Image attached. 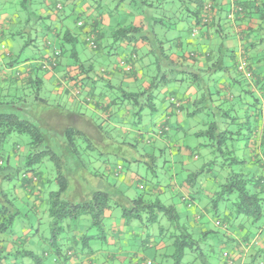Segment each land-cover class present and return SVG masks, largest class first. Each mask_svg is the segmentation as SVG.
<instances>
[{
  "label": "trees",
  "instance_id": "16d2710c",
  "mask_svg": "<svg viewBox=\"0 0 264 264\" xmlns=\"http://www.w3.org/2000/svg\"><path fill=\"white\" fill-rule=\"evenodd\" d=\"M125 1L118 0V4ZM220 1L155 0L148 2V6L153 10L159 7L164 11L162 16L153 17L151 37L154 41L151 38V51L148 55L154 58L155 55L160 54L167 64L164 61L160 65L162 59H152L151 65L157 69L158 73L153 77L150 87L141 92H130L123 86L113 88L109 85L110 107L119 110L124 108L126 103H130L139 107L135 109L136 111L133 109L131 116L136 118L142 116L144 108L156 114L158 107L156 96L163 87L172 85V82L185 81L200 86L202 79L204 80L203 74L226 72V69H216L218 61L210 64L208 68L200 66L194 68L193 65L198 64L200 58L211 62L208 58L213 57L214 52L211 50L207 57L199 55L197 50L190 48L188 41L190 38L192 40L205 38V34L206 37L213 35L216 38H223L221 31L216 28L225 25L229 21L228 16L235 21L245 14L246 18L257 17L261 22V28L257 33L262 32L264 35V0H248L243 3L240 0H227V5ZM134 2L136 3L135 0ZM173 2L179 3V10L186 11L181 19L177 17L178 13H173L171 9ZM163 4L170 6L168 11L162 8ZM252 5L256 6L254 10L257 8L258 11H251ZM63 7L59 5L60 14L63 13ZM224 9H227L225 18L215 20L218 13L224 15ZM170 12L173 13L172 17L169 15ZM251 12L257 13L252 16ZM31 14L37 22L31 24L28 31L15 30L14 36L23 38L25 33L30 34L32 30L37 32L38 25L47 24V17L37 15L36 10H32ZM84 22L85 20L77 19L76 25L83 29ZM155 25H159L162 31L155 28ZM178 27L186 32L187 37L178 30ZM142 32L143 29L133 26L122 28L115 33L114 40L118 42L127 38L131 43ZM71 36V33L62 35L58 48L52 47V57L40 63V70L53 72L59 67L63 50L69 49L68 47L73 48L67 43ZM144 39L145 37L142 38ZM30 43L36 44L38 41L31 38L26 46ZM86 43L93 51L98 49L92 37H87ZM51 44L46 42L48 46ZM91 44H95V47ZM177 44L185 46L182 52L186 57L185 61L191 65L182 64L184 67L182 68L172 64L170 52L177 48ZM222 51L219 47L217 53L222 55ZM225 52L228 53L225 56L228 57L229 62L234 64L236 58L234 51ZM138 64H141L140 56L137 55L135 48L131 49L128 67L123 73L132 74ZM163 64L168 67L166 70L168 76L166 73L160 76ZM79 66L82 67V65ZM226 68L230 70L228 66ZM174 69L177 72L176 79L169 77ZM101 73L108 75L106 71ZM238 73L246 76V72L244 74L243 71L238 70ZM255 82L256 85L261 86L259 95L250 89H244L240 93L228 92V89L218 90L216 96L221 94L219 92L226 94L220 95L221 98L224 97L221 107L216 109L206 106L203 109L206 112L203 119L206 130L204 131V128L199 131L196 137L210 141L209 146L213 148L215 160L206 164L198 172L191 173L188 182L191 187L196 178L203 174L205 176L210 174L213 167H216L218 173L216 178H213V187L208 195L207 204H210L208 210L215 215L214 222L219 229L231 234L230 240L233 241L232 235H237L241 243L246 242L253 246L255 252L250 257L249 264H264V80L256 79ZM215 83L217 86V81ZM41 85L40 80L32 87L23 89L19 97L3 95L2 92L0 94V264H30L28 260L32 259L36 261H34L35 264H42L44 259L40 260L36 254L37 251L23 249L38 234V237H41V241L38 242L42 249L40 256H43L50 264H73V262L82 264L84 257L88 260L91 258L89 261H92V258L97 255L106 261L105 264H115L114 259L107 263L108 254L100 253L101 248L104 247L99 248L95 244L98 242L106 244L109 241L111 231L107 233V230H112L111 226L117 225V219L120 220V218L125 222L124 228L131 227L135 222L149 234L154 229L150 228L151 225H159V237L161 240H166L169 252V255H165L162 260L163 262L169 259L173 260L174 264H181L186 252L189 251L191 254H196L195 257L202 264H209L207 255L201 248V241L195 239L193 228L175 206L162 204L159 196L155 201L147 199L144 195L132 200L122 196V199L117 197L119 195L114 196L115 193H110L109 187H98L97 184L103 185L104 181L107 183L106 186L109 185L107 175H99L96 170L88 174L84 169L85 164L81 160L80 152L95 153L97 148L105 150L108 146L118 150L115 153L118 159L121 156L122 145L133 147L136 145L126 141L119 143L120 138L116 128L104 126L103 120L97 123L98 131L92 136L87 131L78 129L75 123L73 124L72 118L81 115H76L60 104H51L47 99L41 98ZM232 88L235 87L232 86ZM87 100V103L92 102L90 98ZM174 102L178 103L176 110L180 112L184 104L172 96L171 103L175 104ZM195 105L198 106V103ZM40 108L43 110L40 111ZM199 109L197 107V113H200ZM22 136L28 137L29 141L23 142L20 138ZM93 136L98 137V141H94ZM107 141H109L108 144ZM243 143L245 147L243 154L240 155V145ZM100 155L109 156L104 153ZM150 158L152 165H147L152 168L157 157L150 156ZM49 164L53 165L52 169ZM102 164V167L107 166L106 161ZM248 164L251 167H247ZM115 169L119 172L123 167L117 165ZM52 184L57 186V190H51ZM32 198L34 203H31ZM221 204H223L222 211ZM22 206H29V211H32L33 215L41 214L48 217L47 235L42 233L40 227L43 222L40 219H38L37 229L26 228L29 231L27 234L24 227L23 237L13 234L12 226L17 217L22 214L20 208ZM192 206L193 204H190L187 208ZM164 218L167 219L168 227L162 225ZM32 229H35L36 235L31 233ZM212 233L214 232L203 233L201 239H207ZM3 235L6 236L2 237ZM20 260L24 261L20 263Z\"/></svg>",
  "mask_w": 264,
  "mask_h": 264
},
{
  "label": "crops",
  "instance_id": "0c3cea01",
  "mask_svg": "<svg viewBox=\"0 0 264 264\" xmlns=\"http://www.w3.org/2000/svg\"><path fill=\"white\" fill-rule=\"evenodd\" d=\"M139 1L142 2L143 6L149 8V11H154L153 8L148 6V2L150 3V1L155 0ZM220 3L227 5V0H221ZM59 5H62V7L64 6L63 13L61 14L58 11ZM136 5L137 4L134 2V0H126L122 4H118V0H58V2L56 0H43L41 8L36 9V12L43 18L47 17V24L45 26H43L44 24H42V26L38 25V31L36 32L37 36L34 38L37 39V41L42 40L41 44L38 45V43H30L28 46H26L29 47L28 53L22 52L21 54V52H15L14 48L7 50L9 52L8 54H10L9 58L7 57L6 53L3 55V52L0 50V61L5 64L3 66L4 73L0 75V94L2 92L3 95L19 97L23 89L32 87V85H34L36 82H40L41 80L42 90L46 89L48 91L51 89L52 95L58 98L65 97L66 100H63L64 104L60 105L76 115H81L74 116L72 118L73 124L75 123L78 129L87 131L88 134L92 136L94 132L98 131L96 126L97 123L103 120L104 126L107 125L116 128L120 141H126L128 143L131 142L135 144L136 147L129 145H122L120 147L121 154L123 155L122 157H127L129 162L132 161L136 164L145 163L146 165H152L150 156L155 158L157 157L158 160L167 150L169 151L172 159H179L178 157H180L181 159L175 164L171 161L164 162L165 169L163 170V174L168 177L167 181L169 184L166 185L168 190L156 188V185H152L150 189L146 188L142 185L141 179L138 177V175L135 174H128L123 180L122 185H126L127 187L128 185L131 186V182L134 179L136 182L133 183V186L136 184V189L142 191V193L139 195H144L146 198H151V200H153L157 196L161 198L163 194L166 195V193H170L171 197H168V200L177 199L178 202H181L180 197L182 195L184 197L186 194V196L183 198V201L186 203L188 194L184 189V184L180 185L178 174L175 171L172 172L170 170L174 169V167L175 169L179 168L180 166L188 167L187 165L189 162H192L194 159H198V155L195 153V149H193L190 145L185 146L186 144L183 143V140L181 139L184 137L183 135L181 137H177V135L174 133L185 124L186 119L193 120V122L196 121L195 125L198 127L197 131H202L203 127L206 126L203 123L204 120L202 118V114L197 113L196 110L191 114L186 113L183 115L184 111L190 109L189 106L193 104L191 103V95L198 93L199 90H201L202 93H205L206 90L204 92L203 88H201V85L197 91L195 90V86H190V88L187 89L188 92L183 99L179 100L176 98L184 104V108L180 110V112L176 110L175 118L179 128L173 127L169 130L168 126L171 127V121L167 120L163 121L165 124L162 123L161 126L155 125L154 128L152 127L153 130L132 128L130 126V110H126L124 108L116 110L114 107H110L111 95L108 91L109 85H111L113 88L123 86L126 88L134 87L137 90L139 87L147 89L150 87L153 77L158 73L157 69L152 67L150 63V60L152 61V59L148 53L151 51V38L153 40V37H151V23L153 21V17H158L159 15L150 14L147 12L144 13L142 10H140L141 7L139 8ZM254 7L256 6L252 5L250 10L258 11L257 8L254 10ZM226 12L227 9H224V15L218 13L215 20L218 21L223 17L225 18L227 15ZM256 13L252 14L251 12L252 16H255ZM19 14V16L16 14L13 16L7 15L5 19H3L2 16V19H0V40L4 38L7 33L13 34L15 30L11 31L12 27L14 28L18 23H22L21 13ZM169 15L172 17L173 13L170 12ZM246 17L247 16L245 14L244 16H240L235 21L231 16H228L229 21H227L225 25L216 28L217 30L221 31L223 38H216L213 35H211V37H206V34L203 33L205 34V38L201 37L199 40H192L190 38L188 42L190 48L197 50L199 55H204L207 57L210 52H214L213 57L208 58L211 62H206L207 59L204 60L205 58H200V61L198 60V64L195 66L193 65L194 68H197V66H200L201 68H208L210 67V64H214L216 61H218L216 69H226V72L224 71V78H226L225 81H232V86L234 87L240 84H235L238 82L231 77V74H239L238 70L243 71L244 74L246 72V76H244L245 89H250L259 95V93H261V86L256 85L255 81L256 79L259 81L264 80V35L262 32L257 33L259 28H261L260 20L257 17L254 19ZM68 18H75L76 21L77 19L82 21L85 20L83 29L77 25H75V28L68 26L66 24ZM130 26L143 29L142 34L138 35L134 41H131V43L128 42L129 40L127 38L115 42V33L122 28H128ZM178 30L185 37H187L186 32L182 28L178 27ZM32 33L33 30L30 31V34ZM67 33L72 34L71 38L67 40V43L71 44L73 48L70 49V47H68L69 49L65 48V50H63L59 67L55 71L43 72L40 70V63L43 60H49V58L52 57V47L58 48L60 42L62 41V35ZM87 37H92L96 41L98 46L97 50L93 51L86 43ZM143 37H145L144 40H142ZM147 38H150V40H147ZM224 38L225 40H223ZM47 41L52 44L50 46L46 45ZM80 47H82V53L85 55V60L81 59ZM176 47L177 48L175 50L170 52V61L172 64L182 68H184L182 64L186 66L191 65L188 63V61H185L186 57H184V52H182L185 46L182 47L177 44ZM213 47L215 49H213ZM219 47L223 50L222 55L217 53L219 51ZM134 48L137 52V55L140 56L141 64L136 65L132 74H124V70L126 67H128L127 62L130 50H133ZM225 51H234L236 57L234 64L230 63L229 66L226 65L225 62L226 60L229 61V59L224 55L227 53ZM111 57L115 59V62L112 61ZM75 62H77V64ZM79 65H82V67ZM226 66H228L230 69L229 71L227 70ZM146 69H148L149 72L146 71L145 73ZM101 71H106V73L108 72V75L102 74ZM169 77H172L171 73ZM172 83L174 84V82ZM232 86L229 85L228 90H231ZM216 87L217 92L218 90L221 91L223 89H227L224 88L226 86L220 84H217ZM241 89L243 92L244 88H242V86ZM161 91L166 95H177L178 92L170 91L169 87H165ZM220 93L221 92H219V94ZM223 93L225 94V92ZM220 95L213 98L207 107H213L216 109L221 107L224 97L222 96L221 98ZM87 97L92 99L91 103L86 102L88 101ZM85 98H87L86 101ZM165 100L166 98H164V101ZM159 106L160 104L158 107ZM42 110L43 109L40 108V111ZM45 110L47 111V108ZM159 112L160 107L157 110L156 115H159ZM168 116L169 115H167V117ZM123 122L126 124L124 125ZM157 127L163 128L162 130L166 129L164 131L166 132L165 136H162L160 133L158 136L154 132V129H157ZM93 139L94 141H98V137L96 136H93ZM108 143L109 141H107V144ZM198 145L200 146L201 143ZM108 148V146L105 148V152H103L104 154L111 155L114 153V148H112L111 152L110 150L107 151ZM124 148H126V150L123 152L122 149ZM206 163L202 165V168L206 165ZM105 167L108 169V166ZM122 171L117 172L115 169L114 173L111 174H114V178L119 177ZM180 171L183 170L180 169ZM216 175L217 173H214V176L207 174L206 180L208 178H216ZM110 179L112 184L108 183L109 185L105 187H109V192L111 191L110 193H115L114 196L119 195L117 197L120 198L123 196L127 200H132L138 197L134 194H132L133 197L123 194L118 187L119 184L116 183L111 177ZM206 180L204 178V181ZM161 182L166 181L161 180ZM161 182L158 185H160ZM201 186L208 196L213 185L210 187H205L203 185ZM190 200L191 201L188 204H193L192 208L186 209L184 205L183 207L179 208L181 210V214H183L182 217L185 218L187 223L191 225L193 232L196 235H203V233L211 231L208 230L207 223L204 220V217L208 218L210 214V211L208 210L210 207L208 206L207 201L206 203H201L202 200H200V204L197 205L194 198L192 199V197H190ZM33 201L34 200L32 198V202H30L34 203ZM36 204L37 203L35 202V205ZM29 205L32 206L31 204ZM124 223V220L117 219V225L111 226L112 230L110 239L105 244L107 249L101 248L100 250V253L108 254L109 261L114 259L113 262H116L118 258H116V256L114 257V255L124 251V253L119 254L126 257L123 258V261L120 259L118 260L121 264H126L127 262L129 264H155L154 260L151 258H146V256L137 258L139 255L138 252L136 253L132 251L135 247H137L136 242L138 241H135L136 239L142 240L141 243L138 242V244H141L140 249L149 248L155 250V254L165 256L166 251L163 252L162 250H167L168 243L166 240H161L159 237V232L152 229V233L149 234L147 231H145V229H142L133 222L132 226L129 227V235H126L122 232V230L125 229ZM215 226L219 228L216 223ZM113 229H115L114 231L116 232L120 231L115 236V240L113 238L115 235V233H113ZM25 231L26 234L29 233L26 228ZM227 236L229 237L231 234L227 232ZM232 236L237 250L234 258L231 259L233 262L232 264H249L250 257H252L255 252L253 246L251 244L248 245L246 242L241 243V240L237 237V235ZM127 238L132 241L127 242ZM125 242L126 246L120 245ZM126 247L128 248V251L125 250ZM224 257H229V254L225 253ZM134 259L136 260L134 261ZM89 260L84 257L82 264H105V260L101 263L99 262L101 259H98V261L95 257L92 258V261ZM74 263L75 262H73V264Z\"/></svg>",
  "mask_w": 264,
  "mask_h": 264
},
{
  "label": "rangeland",
  "instance_id": "374dc122",
  "mask_svg": "<svg viewBox=\"0 0 264 264\" xmlns=\"http://www.w3.org/2000/svg\"><path fill=\"white\" fill-rule=\"evenodd\" d=\"M136 1V6L137 7H141L140 10H142L144 13H150V14H155V15H159L158 17L162 16L163 12L162 9H159L155 7L154 11H149V8L143 6L142 2L139 0H135ZM244 1H248V0H242L241 2L243 3ZM42 2L43 0H0V19H5L7 17V15L13 16V15H17L19 16L21 13V20L22 23H18L16 25V27H12V30H19L22 29L24 32L28 31L30 29V25L33 23H36L37 21L32 17V10H36L38 8H41L42 6ZM173 5H171V9L173 11V13H178L177 17L179 19H181L182 17L185 16L186 11H182L179 10V3H172ZM135 6V5H134ZM170 6L164 5L163 4V9L165 8L166 11H168ZM28 10V12H27ZM39 15V14H37ZM29 21V22H28ZM66 24L70 27H76V19L75 18H68ZM182 25V24H181ZM155 28H157L158 30H161V28L159 27V25H155ZM162 31V30H161ZM174 35V34H173ZM36 32L34 31L32 34L29 33H25L23 38L19 37V36H14V34H10L7 33L6 36L4 38H2L0 40L1 44H0V50L3 52V55H5V53L7 54V57L9 58V52L7 50H10L12 48H14L15 52H29V47H26V44L30 41L31 38H35ZM41 37V36H40ZM42 41V40H41ZM41 41H38V45L41 44ZM208 41V40H207ZM208 43V42H206ZM213 49H215L213 47ZM80 53H81V59L85 60V55L82 53V47H80ZM39 54V53H38ZM228 53H225L224 55H226ZM227 57V56H226ZM112 61L115 62V59L113 57ZM146 59V58H145ZM151 59L153 60H158V59H162L160 65H162V63L165 61V59L160 56V54H157L154 56V58L152 57ZM167 61H165L164 63H166ZM151 63V60H150ZM226 65L229 66L230 62L226 60ZM163 64L161 70H162V74L160 76H162L163 74L166 73V75L168 76V73L166 72V70L168 69V67ZM5 64L2 63L0 61V75L4 73V66ZM159 65V66H160ZM176 69H174L171 73L172 79H176ZM149 72L148 69L145 70ZM190 71V70H189ZM204 76V80L202 79L201 81V88H203L204 92L206 90L205 93H202L201 90H199L200 86L191 84V82H178V83H174L172 85H169V90L170 91H178L177 95H173V94H164L162 93V91H160L159 95L156 96V101H158V105L160 104V112L159 115H156L155 113L152 114L151 111H149L148 109L144 108V112L142 114V116L136 118L134 116H131L130 120H131V124L130 126H132V128H144V129H151L153 130V128L155 127V125H159L161 126L162 123H164L163 121H171V127L168 126V130L170 128L176 127L179 128L177 126L176 123V107L178 106V103L172 104L171 103V96H174L175 98L183 99L185 97V95L188 92V88H190V86H195V90H199L198 93L191 95V103H193L191 106H189L190 109L185 110L183 115H185L186 113L191 114L193 112H195V110L198 108L200 113L202 114V118L204 119V113H206L205 111H203L204 108H206L207 105L210 104L212 98L216 97V93H217V87L215 86L216 83L215 81H217V84L220 85H224L226 86V88L228 89L229 85H232V81H225L226 78H224V72H219V73H214V72H208L206 74H203ZM231 77L233 79H235L238 83L235 84H240L242 86V88L245 89V80H244V76H242L241 74H236L233 73L231 74ZM223 79V80H222ZM229 79V77H228ZM214 82V83H213ZM237 85L233 90H229L232 93L235 92H242L241 90V86ZM215 86V87H214ZM126 88V87H123ZM130 88V87H129ZM126 88L128 91L130 92H137V91H142L144 90L142 87H139L138 90L135 89L134 87H131L130 89ZM162 88V86H161ZM165 87L162 88V90ZM35 93V91H34ZM211 94V96L209 95ZM221 94H224L221 92ZM41 98L43 99H47L51 104H64L63 100H66V98H61V97H56L54 95H52L51 93V89H49L48 91L46 89L41 91ZM164 98H166V100L164 101ZM195 103H198V106L195 105ZM159 107H157V110L159 109ZM139 107H135L134 105L130 104V103H126L124 105V109L126 110H130V112H134L135 109H138ZM134 109V110H133ZM136 111V110H135ZM167 115H169L167 117ZM231 116V115H230ZM96 119V118H95ZM206 119V118H205ZM226 122V121H225ZM196 121L193 122V120H189L186 119L185 124L182 125L180 127V129H178L174 134L177 135V137H181L182 135L184 136L183 138H181L183 140V143H185L187 145H190L193 149H195V153L198 155V159H194L192 162H189V164L187 165L188 167H179L176 168L174 167V169H171L170 171L172 172H176L178 174V180H179V184L183 185L184 184V189L187 191V204L183 201V198L186 196V194L180 197V201L178 202L177 199H170L168 197H171L170 193H166V195H162V197L160 198V201L162 202V204L166 205V206H176V209L178 208V210H180L179 208L183 207V205L186 207H189L190 205L188 203H190V197H192V199L194 198L196 200V204H200V200L201 203H206L208 196L206 194V192L204 191V189H202L203 186H211L213 185V180L214 179H210L208 178L206 180V176L205 174L201 175L200 177L196 178L194 181V183L191 184L190 187V183L188 182L189 180V175L191 173H195L198 172L197 170H199L200 168H202V165H204L206 162L211 163L213 160H215V155H214V151L212 146H209V140L207 139H203V138H198L197 133L199 131H197L198 127L197 125H195ZM123 124L125 125L126 123L123 122ZM165 124V123H164ZM153 127V128H152ZM205 127H203L204 129ZM163 128L161 127H157V129H154V132L159 136V133H161L162 136H165L164 132L165 130H162ZM202 129V130H203ZM206 130V128L204 129V131ZM115 132V131H113ZM194 133V135H193ZM117 135V134H116ZM153 137H155L154 135H152ZM161 137V136H160ZM21 140L23 142H27L29 141V138L26 136H22L20 137ZM11 140V139H10ZM9 140V141H10ZM119 143H121V141H118ZM201 145L199 146L198 144ZM120 145V144H118ZM114 147H118V146H114ZM245 144L243 143L242 145H240V155L243 154V150H244ZM113 148V147H112ZM112 148H108V150H112ZM126 150V148L122 149V151L124 152ZM118 150L115 149L114 153H112L109 156V159L104 156H101L100 154H102L103 152H105V150H100V149H96L95 153L90 152V153H86L84 154L83 152H80V157L81 160L84 162V169L87 170L88 174L90 173H94L95 170L99 172V175H107V179L109 180V184H112V181L110 179V177L112 179L115 180L116 183H118V187L120 189V191L130 197H133L132 194H134L135 196H140L139 194L142 193V191L136 189V184L133 183L136 182V180H132V185H128V187L126 185H122L123 180L125 179V177H127L128 174H135L138 175V177L141 179V183L143 186H145L146 188H149L152 185H156L159 186V189L161 190H165L168 188H166V185L169 184L168 183V177L166 175L163 174V170L165 169L164 167V162L165 161H171L174 164L178 163V161L181 159L180 157H178L179 159H172L169 151L167 150L155 163L154 166L151 168L148 165H146L145 163H133L132 161L129 162V159H127V157H121L123 156L122 154H120L121 156H119L118 160L115 153ZM243 157V156H242ZM71 158V157H70ZM122 159H126V160H122ZM106 161L108 169H106V167H102L103 164L102 162ZM206 163V164H208ZM51 169L53 168L52 164H49ZM117 165H120L121 167H123V171L120 173L119 177H115L114 178V170L116 168ZM247 167H251L249 164L247 165ZM183 170V171H180ZM186 170V171H184ZM213 173H210L211 176H214V173H218V170L216 169V167H213L212 170ZM204 178L206 181H204ZM161 180H165L166 182H161ZM184 180L186 182H184ZM106 181H104V184L102 185L97 184L99 188H103L106 186L107 183H105ZM161 182L160 185H158ZM196 184V185H195ZM126 186V187H125ZM194 186V187H193ZM197 186V188H195ZM200 186V187H199ZM194 189V190H193ZM198 189V190H197ZM51 190L55 191L57 190V186L55 184L51 185ZM190 196V197H189ZM202 197V198H201ZM149 200H151V198H147ZM156 198H154L151 201H155ZM180 203V204H179ZM178 204V205H175ZM208 206H210V204H208ZM221 211L223 210V204H221ZM22 210V214L19 215V217H17L15 223L12 226V231L13 234H15L17 237H23L25 235L24 233V227L27 229H30L32 227H34L35 229L38 228V219L41 220V222H43V224L41 225V230L42 233L47 235L48 233V217L43 216L41 214H38V216L33 215L32 211L30 210L29 206H22L20 207ZM117 210V209H116ZM115 210V211H116ZM181 211V210H180ZM121 219V218H120ZM205 222L207 223V228L208 230H211L212 234L208 235V238L203 240L201 238H203V235H195V239L196 240H200L201 241V248L204 250V254L207 255V262L209 264H232V258H234V255L237 253L236 250V246H235V242L230 240V238L227 236V232L224 230L219 229L218 227L215 226V215L210 212L208 218L204 217ZM135 223V222H134ZM137 224V223H136ZM163 226L168 227V222L167 219L164 218V221L162 223ZM150 228H154L155 231L158 232V228L159 225L156 224L154 226L151 225ZM35 229H32V234L36 235V231ZM111 230H107V233H109ZM122 232L126 235H129L130 230H129V226H126V228L124 230H122ZM121 232V233H122ZM113 233H115V235L113 236L114 240H115V236L117 235V233L113 230ZM111 234V233H110ZM125 235V237H126ZM6 235H3L2 237H4ZM39 234L37 235L36 238H33V240L30 242V244L25 245V247L23 249H33L35 251H37V255L40 258V260L42 261V264H50L49 261H47L43 256L41 255V251L42 249H40L39 247V243L41 241V237H38ZM110 238V237H109ZM124 240V239H123ZM254 240V238H253ZM132 240H130L129 238H127V242H131ZM135 241H138L139 243H141V239H136ZM29 242V241H28ZM124 242V241H123ZM138 242H136L137 247H135L132 251L134 252H138V257L141 256H146V258H151L152 260H154L155 264H174L173 260H167V261H162L165 256H161V255H157L155 254L156 251L149 249V248H144V249H140L141 244H138ZM107 243V242H106ZM126 244L122 243L120 244L121 246H124ZM95 246H98L100 248L104 247L105 249H107V246L104 244H102L101 242H98L95 244ZM126 246V245H125ZM126 251H128V248H125ZM163 252H165V255H169L167 250H162ZM121 253H124V251L115 254L114 257L116 256L117 261L116 264H121L118 260H122L123 258H126L124 255H119ZM227 253L229 254V257H224V254ZM196 254H191L189 251L186 252V255L182 261L181 264H202V262L197 259ZM97 260L101 259L99 257V255H97L95 257ZM136 259H134L135 261ZM24 260H20V263L23 262ZM30 262V264H35L34 263V259L32 260H28ZM99 261V260H98ZM36 262V261H35ZM99 262H104L103 259H101ZM139 262V261H138ZM98 263V262H96ZM106 263V261H105ZM107 263H110V261L107 260ZM126 264H129L128 262Z\"/></svg>",
  "mask_w": 264,
  "mask_h": 264
},
{
  "label": "built area",
  "instance_id": "2783aa9c",
  "mask_svg": "<svg viewBox=\"0 0 264 264\" xmlns=\"http://www.w3.org/2000/svg\"><path fill=\"white\" fill-rule=\"evenodd\" d=\"M93 47H95V44H91Z\"/></svg>",
  "mask_w": 264,
  "mask_h": 264
}]
</instances>
